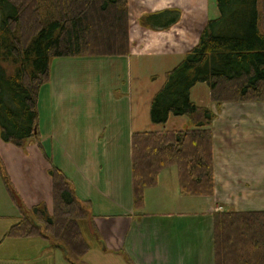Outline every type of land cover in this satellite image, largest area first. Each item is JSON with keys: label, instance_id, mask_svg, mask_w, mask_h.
I'll return each mask as SVG.
<instances>
[{"label": "trees", "instance_id": "trees-1", "mask_svg": "<svg viewBox=\"0 0 264 264\" xmlns=\"http://www.w3.org/2000/svg\"><path fill=\"white\" fill-rule=\"evenodd\" d=\"M215 3L217 16L207 20L196 44L164 73L149 105L152 124L185 116L188 126L132 133L135 210L142 207L146 189L170 168L176 169L183 196L213 194L215 113L191 100L197 84H206L217 107L264 102V0ZM180 15L179 9L166 8L143 14L138 23L164 31ZM129 20L128 0H0L1 141L22 149L37 138L38 94L50 79L52 58L126 56ZM49 165L52 211L45 203L32 206L6 236H42L61 244L67 260L79 264L90 249L83 235L91 218L89 202L78 200L64 172ZM213 243L216 264H264V212L214 214Z\"/></svg>", "mask_w": 264, "mask_h": 264}, {"label": "crops", "instance_id": "crops-1", "mask_svg": "<svg viewBox=\"0 0 264 264\" xmlns=\"http://www.w3.org/2000/svg\"><path fill=\"white\" fill-rule=\"evenodd\" d=\"M133 1L128 0L129 19L134 11ZM147 3L150 8L139 7L136 14L135 35L129 20L131 46L126 57L150 56L158 58L151 62L161 64L173 57L180 60L198 40L190 39L191 30L198 28L197 14L190 22L179 19L165 31H152L139 25L143 14L166 8L181 9V6L179 0ZM141 31L152 37L149 44L141 40L136 45ZM94 98L99 99L96 95ZM118 100L115 102H121ZM236 104L229 103V109L236 108ZM246 105L261 110V117L227 120L217 117L212 121L213 194L183 196L176 169L170 168L159 174L154 187L148 188L153 191L161 188L155 194L152 211L147 210L145 195L142 207L134 209L131 158L128 167L118 166L120 158L112 149L107 150V144L117 137L105 136V125L101 124L103 128H100L97 122L91 125L88 121L83 135L74 125L73 132L68 133L71 126L62 123L61 127L55 119L41 126L38 112L37 138L28 143L26 150L0 139L1 174L2 178L5 174L9 186L7 194L0 195V207L7 206L10 208L7 211H12L0 213V264H61L60 260L72 264L59 243L42 236H6L22 213L32 206L45 203L48 211H52L49 165L40 164L43 158L47 161L42 145L48 138L60 144L61 155L56 166L64 172L76 198L89 202L91 218L87 226L89 223L90 228L86 226L83 235L90 249L79 264H216L214 214L264 212V103ZM90 107L88 101L85 108L91 111ZM210 109L215 113V107ZM90 143L95 144L93 148L85 145ZM36 149L42 153L35 152ZM194 203L197 208H192ZM107 207L116 208V213L104 211Z\"/></svg>", "mask_w": 264, "mask_h": 264}, {"label": "rangeland", "instance_id": "rangeland-1", "mask_svg": "<svg viewBox=\"0 0 264 264\" xmlns=\"http://www.w3.org/2000/svg\"><path fill=\"white\" fill-rule=\"evenodd\" d=\"M147 1L152 4V0H134L131 4L134 8L130 17L133 35H135L136 14L139 7L150 8ZM179 2L178 4L181 6L179 10L182 12L180 20L184 19L183 23H186V20L190 22L191 17L193 18L195 14L199 18L197 30H191L190 39L194 41L199 37V33L207 20L217 16L216 0H179ZM153 3H155V0H153ZM159 5H162L161 1H159ZM161 7H164V5ZM137 39L139 41L136 42V45L141 40L144 41L143 43L147 41L146 43L149 44L152 37L146 32H142ZM155 60H158V58L138 55L127 58L126 56L112 57L85 54L74 57L52 58L50 62V79L41 86L38 94L37 105L41 126L49 123L50 119H55L61 127L62 123L71 126L68 133L73 132L74 125L83 135L88 121L91 122V125H94L95 122L100 125L103 124L105 125V136L117 137L107 144V150L112 149L120 158L121 161H118V166L126 164L128 167L131 158L132 133L142 130L155 131L162 128L182 129L188 126L185 116H170L164 125H155L150 122V99L163 83L164 73L167 69L172 68L179 61L178 57H173L169 61L163 62V64L151 62ZM89 94H92V96L88 98ZM94 95L99 98L98 101L94 98ZM115 99H119L118 101L121 100V102H115ZM129 100H131L130 104ZM191 100L208 108L215 107V118L220 117L227 120L228 118L257 119L261 117V110L246 105L253 102L237 103L234 109H229V103L232 102H224L217 107L210 101V91L204 83L197 84L192 89ZM88 101L91 105V111L85 108ZM103 125L100 128H103ZM85 145L93 148L95 144ZM27 146L28 144L21 150H26ZM42 146L47 154V161L43 158L40 164H45L47 167L50 162L55 166L58 165L59 155H61L60 144L54 139L48 138ZM40 151L36 149L35 152ZM3 182L4 179L0 171V195L3 192L7 194L8 191L6 183ZM160 191L161 188L157 191H153V189L146 190L144 195L148 211L154 209L152 202L155 199L156 192ZM187 202V208L190 209L189 201ZM15 207L19 211L18 206L15 205ZM192 208H197V205L194 203ZM7 209L10 208L7 206L6 209L3 206L0 207V213L12 212L7 211ZM104 211L116 213L117 210L116 208L107 207ZM65 262L67 261L60 260L61 264H66Z\"/></svg>", "mask_w": 264, "mask_h": 264}, {"label": "water", "instance_id": "water-1", "mask_svg": "<svg viewBox=\"0 0 264 264\" xmlns=\"http://www.w3.org/2000/svg\"><path fill=\"white\" fill-rule=\"evenodd\" d=\"M88 226L90 227V224L88 223Z\"/></svg>", "mask_w": 264, "mask_h": 264}, {"label": "bare ground", "instance_id": "bare-ground-1", "mask_svg": "<svg viewBox=\"0 0 264 264\" xmlns=\"http://www.w3.org/2000/svg\"><path fill=\"white\" fill-rule=\"evenodd\" d=\"M88 227V229L90 228L89 226H87Z\"/></svg>", "mask_w": 264, "mask_h": 264}]
</instances>
